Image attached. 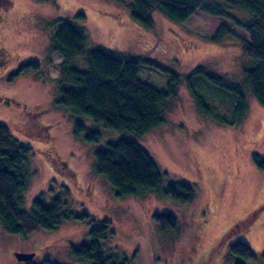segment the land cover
<instances>
[{
  "label": "rangeland",
  "instance_id": "374dc122",
  "mask_svg": "<svg viewBox=\"0 0 264 264\" xmlns=\"http://www.w3.org/2000/svg\"><path fill=\"white\" fill-rule=\"evenodd\" d=\"M130 0H0V46L11 53L0 61V121L11 134L30 148L27 169L30 181L23 207L42 191L48 200L67 190L65 209L87 211L98 222L107 219L113 236L106 244L130 264H233L227 246L242 239L255 252L264 247V164L258 167L252 153L264 160V106L246 89L247 108L241 122L228 126L196 108L182 75L175 100L168 104L166 119L144 133L140 143L147 149L168 180L192 185L194 198L179 205L155 191L139 196H115L109 184L92 168L93 151L121 132L105 128L90 117L71 116L54 104L59 93L62 57L50 50L57 17L84 15L87 46L144 55L185 74L196 64L209 66L239 83L251 60L243 52L247 35L223 17L195 10L182 23L169 20L153 9L147 28L130 16ZM237 16H247L234 11ZM221 23L236 36L221 40L212 35ZM36 60L39 69L8 76L18 65ZM73 63L82 67L80 56ZM140 79L164 89L168 72L139 62ZM193 86L209 106L230 114L233 96L226 88L204 77ZM228 117V116H227ZM101 132L98 141L73 133L74 121ZM173 211L175 229L159 232L152 212ZM91 225L70 218L52 230L29 236L5 231L0 225V264H22L16 251L35 252L32 260L54 258L66 264H86L70 256L69 242L87 239ZM134 253V254H133ZM247 264H264L251 261Z\"/></svg>",
  "mask_w": 264,
  "mask_h": 264
},
{
  "label": "trees",
  "instance_id": "16d2710c",
  "mask_svg": "<svg viewBox=\"0 0 264 264\" xmlns=\"http://www.w3.org/2000/svg\"><path fill=\"white\" fill-rule=\"evenodd\" d=\"M46 1V0H37ZM130 16L144 27H151V12L158 9L169 20L182 23L195 10L223 17L243 29L247 38L242 39V49L251 60L244 69L243 82L239 83L225 74L203 64H196L185 74L171 69L148 56L115 51L99 44L87 46L88 34L83 13L77 11L72 17H57L58 28L51 35L49 48L58 53L59 93L54 104L69 111L71 116H87L105 128L121 132L114 139L93 151L92 168L95 174L105 178L115 196H139L155 191L173 202L183 205L194 198V189L184 180H168L163 185L166 172L161 170L139 138L154 126L165 121L168 104L176 99L178 83L182 75L198 111L215 121L235 126L243 119L247 108L246 89L264 106V0H130ZM239 11L247 16H237ZM221 40L234 37L235 32L221 23L212 35ZM80 56L83 65L76 66L73 59ZM146 62L168 72L164 89L139 78L137 66ZM39 69L36 60L18 65L8 76L29 73ZM194 77H204L226 88L233 96L230 114L213 110L206 103L195 85ZM246 87V89H245ZM228 116V117H227ZM84 133V140L98 141L99 130L88 128L75 119L73 133ZM28 145L17 140L8 126L0 121V225L10 233L29 236L38 230H52L65 219L89 223L87 239L69 242L70 256L86 264H130L126 255H119L114 247L106 244L113 236L107 219L96 221L87 211L65 209L67 190L57 192L48 200L44 191L32 198L28 208L23 207L24 192L30 181L27 169ZM255 164L262 168L263 158L252 153ZM150 219L159 232L167 233L177 226L173 211L152 212ZM227 250L234 258L233 264L251 261L264 263V247L255 252L242 239L230 242ZM134 254V253H133ZM22 264H66L54 258L24 261Z\"/></svg>",
  "mask_w": 264,
  "mask_h": 264
},
{
  "label": "water",
  "instance_id": "95a60500",
  "mask_svg": "<svg viewBox=\"0 0 264 264\" xmlns=\"http://www.w3.org/2000/svg\"><path fill=\"white\" fill-rule=\"evenodd\" d=\"M14 255L18 261H29V260H32V258L35 255V252H33V251H16L14 253Z\"/></svg>",
  "mask_w": 264,
  "mask_h": 264
},
{
  "label": "flooded vegetation",
  "instance_id": "af4514ba",
  "mask_svg": "<svg viewBox=\"0 0 264 264\" xmlns=\"http://www.w3.org/2000/svg\"><path fill=\"white\" fill-rule=\"evenodd\" d=\"M3 16L0 15V18ZM11 53L5 46H0V61H5L10 57Z\"/></svg>",
  "mask_w": 264,
  "mask_h": 264
}]
</instances>
